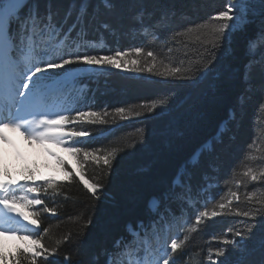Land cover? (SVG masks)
Listing matches in <instances>:
<instances>
[{
	"label": "trees",
	"instance_id": "16d2710c",
	"mask_svg": "<svg viewBox=\"0 0 264 264\" xmlns=\"http://www.w3.org/2000/svg\"><path fill=\"white\" fill-rule=\"evenodd\" d=\"M227 4L228 0H148L146 6L155 14L154 18L161 12L174 13L171 27L179 30L207 21L210 16L226 10ZM250 4L259 13L251 17L254 22L224 43L212 71L199 82L165 79L123 67L85 66L54 76L53 80L66 76L76 79L74 92L64 100L71 115L76 114V109L89 108L101 114L109 113L104 117L107 124L76 123L69 127L92 132L91 137L69 140L72 143L77 139L90 140L86 146L93 151L100 149L101 155L113 149L117 151L116 158L111 161L110 174L103 160L89 159L80 169L65 164L64 170L73 171L74 179L55 181L58 185L55 191L45 182H36L39 191L32 193L31 198H39L43 203L33 207L40 213L35 231L50 249L57 247L56 241L67 238V243H61L57 255L49 260H56L57 264H103L105 250H112L115 241L134 238L131 230L147 231L152 235L159 231L167 239L166 226H176L179 220L184 225L191 209L183 216L169 214L164 217L150 212L149 201L169 186L178 171L187 168L192 173L193 189H200L201 197L205 195L203 187L210 185L217 203L230 198L232 191L238 193L239 199L233 200L231 212L226 209L223 215L206 219V226H197L196 233L189 234L182 225L179 238L189 236V239L174 254L175 264H220L225 257L215 256L218 248H227L225 256L235 261L241 253L232 251V245H223L221 241L226 236L245 243L234 236V230H243L248 235L246 223L257 225L246 241V258L249 264H264V247L261 246L264 222H260L259 216L257 221H247L235 215L237 208L244 211L259 207L248 201L249 195H264V178L252 181L242 175L249 167L254 172L264 168V72H253L251 87L244 76L249 60L248 41L257 35L264 6L260 0H251ZM70 5L71 0H52L57 23L64 20ZM47 7L48 0H39L41 13H45ZM94 8L95 5L89 9L90 14ZM136 10L128 0H120L115 12L96 9L87 24V39L93 43L80 51L104 55L144 46L145 51H155L158 60L165 63L179 66L183 59L184 67L200 66L194 63L197 57L193 53L185 57L184 49L177 51L175 45H169L173 51L168 53L163 39H152L150 31L133 25L131 17ZM74 19L75 15L64 25L65 30ZM104 23L111 27L104 29ZM72 35L75 36V32ZM160 35L170 37V33ZM161 100H166L168 106L158 109L159 114H148L139 107L159 104ZM120 107L131 110L128 119L116 116V109ZM135 111H141V115L136 116ZM194 156L200 158L198 166L191 163ZM81 171L85 179L103 185L98 192L100 199H95L84 188L76 175ZM237 181H241L239 187ZM45 207L54 208L56 215L45 212ZM213 207L214 204L209 205L208 210ZM172 208L179 211L178 202H173ZM88 220L91 223L85 228ZM45 228L49 229L47 235H44ZM15 250L16 247L11 253ZM23 264L30 262L25 260ZM37 264L46 262L43 257H37Z\"/></svg>",
	"mask_w": 264,
	"mask_h": 264
},
{
	"label": "snow or ice",
	"instance_id": "6c2138e0",
	"mask_svg": "<svg viewBox=\"0 0 264 264\" xmlns=\"http://www.w3.org/2000/svg\"><path fill=\"white\" fill-rule=\"evenodd\" d=\"M128 2L137 9L131 17L133 25L150 31L152 39H163L168 53L173 51V47L169 45L177 46V51L181 48L184 49L185 57H189L190 53H193L197 57L194 63L200 66L184 67L183 59L180 60L179 66L165 63L164 60H158L155 51H145L144 46H137L128 51L118 50L114 54L104 55H100L98 52H81L82 47L93 43L87 39V24L91 22L95 10L103 8L105 11L115 12L120 0H71L64 20L60 23L54 19L56 13L52 10V0H48L45 13L40 12L39 0H0V142L8 143L6 132L13 131L30 143H52L65 147L66 151L77 157L81 168H83L84 162L89 159L96 162L103 160L104 165L109 168L110 174L111 161L116 158V149L101 155L100 149L93 151L86 146L91 142L90 140L77 139L76 143L66 142V139L92 136V132L88 129L66 130L68 124H107L108 121L104 117L109 113L101 114L98 111L76 109V115L73 116L71 110L68 109L50 111L48 90L52 85L49 82L53 81L54 76L59 75L56 70L67 71V66L78 63L89 67L98 66L113 69L123 67L128 71L147 72L165 79L199 82L212 71V65L215 64L219 50L223 48L224 43L237 32L244 31L248 23L254 22L249 19L250 5L246 0H228L226 10L210 16L205 22L179 30L171 27L174 13L161 12L158 18H154L155 14L150 12L146 6L148 0H128ZM260 3L264 6V0H260ZM93 5L95 8L90 14L89 9ZM73 15H75V19L65 30L64 25ZM259 24L257 35L248 41L247 46L249 60L245 65L244 76L249 87H251L253 72L256 70L264 72V7L261 8ZM102 26L104 29L111 27L107 23ZM73 32H75V36L72 35ZM161 33H170V37L163 38ZM129 65L133 67H128ZM167 106L168 102L161 100L159 104H142L139 107L142 111L152 114ZM131 114V110L126 111L123 107L116 109V116H119L121 120L128 119ZM134 114L140 116L141 111H135ZM157 114L159 113L157 112ZM221 142L223 141L221 140ZM57 159L61 166L65 167L64 162L59 157ZM191 163L198 166L199 156H194ZM209 167L213 166L209 165ZM76 175L79 176L84 188L95 199H100L98 192L103 185L85 179L83 171ZM242 175L246 179L257 181L264 178V168L254 172L249 167L243 171ZM65 178L74 179L73 171L66 170ZM205 179H207V174ZM191 181V171L187 168L182 169L178 171L169 186L159 196H154L149 201L150 212H155L156 215L162 214L164 217L169 214L183 216L191 209V214L183 225L189 234L196 233L197 226L205 225L206 219L212 220L221 216L226 209L231 212L233 200L239 199L238 193L232 191L230 198L217 203V197L212 195L213 190L210 185L203 187L205 195L201 197L200 189L194 191ZM45 183L53 191L58 187L56 182L51 179ZM240 183L241 181H237V187ZM38 191L39 188L36 186L32 174L25 177V183H21L8 175L7 172L0 170V238L4 240L17 239L21 242L16 246L14 253L6 251V246L0 244V264H23L25 260L30 264H37V257H43L46 264H57L56 260H49V257L57 255L59 246L61 243H67V238L63 241H56L57 247L50 249L42 243L39 232L29 229L27 225L17 219L20 217L38 227L40 213L34 211L33 207L41 205L43 201L39 198L29 197L30 193ZM18 192L23 194L18 196ZM209 197L211 198L209 199ZM201 199H203L202 204L200 203ZM247 199L258 204L259 207L244 211L237 208L235 215L242 216L247 221H257L259 216L260 222H264V195L259 197L249 195ZM173 202H178L179 211L172 208ZM211 204H214L215 207L208 210ZM21 209H28L31 215ZM43 210L56 215L54 208L45 207ZM90 223V220L86 221L84 227H88ZM256 226L255 223H246L245 228L248 235H245L243 230H234V236L245 241L243 244L226 236L222 239L223 245H232V251L239 252L241 255L235 261H231L225 256L228 249L218 248L215 251V256L225 257L220 261V264H249L246 258L248 250L246 241ZM43 231L44 235H47L49 229L45 228ZM188 239L189 236L180 239L177 233L153 247L149 243L138 245L134 240L126 241L121 238L114 242L112 250H105L103 264H175L174 254ZM261 246L264 247V241L261 242Z\"/></svg>",
	"mask_w": 264,
	"mask_h": 264
},
{
	"label": "rangeland",
	"instance_id": "374dc122",
	"mask_svg": "<svg viewBox=\"0 0 264 264\" xmlns=\"http://www.w3.org/2000/svg\"><path fill=\"white\" fill-rule=\"evenodd\" d=\"M250 1L251 0H246V2L250 5L248 9L249 19H251L252 16L259 14L258 12L253 10ZM85 66L86 65L74 63L72 65L67 66L68 69L67 71H65L64 69H60L56 71L58 73L61 72L71 73L74 70ZM93 67H98V66H93ZM72 81H73L72 79L66 80V84L68 85L66 90L70 89V86L72 85ZM72 91H73V85L69 92L71 93ZM58 94L50 95L48 93L49 110L52 112L66 109V107L61 103V101L57 100ZM86 110H92V109L89 108ZM14 111L15 110L13 109V112ZM75 115L76 114H73V116ZM72 125L74 124H68L66 126V130L70 129L69 127H71ZM8 134L9 133L6 132V135ZM8 136H10V134ZM66 142L72 143L69 139H66ZM37 144H31L25 138L15 139L12 136L8 137V143L0 142V170H4L15 180L20 182L23 180L25 183V177L28 176L29 174H32L34 176L36 182H46L49 179L53 181L66 179L64 167L61 166L57 157H59V159L64 162V165L69 164L75 167L76 169H80V163L77 157L73 156L71 153L66 151L65 147L52 143H44V144L37 143ZM29 146H34L36 150L29 151L28 149ZM22 194L23 193L21 192L17 193L18 196ZM31 195L32 193L29 194L30 198L33 197V195L32 196ZM23 210L27 212L28 215H31V212L28 209H23ZM25 225H27L29 229L36 230L37 228V226L32 225L29 221L26 222ZM182 225L183 223L180 220L177 222L176 226L168 224L166 226L168 230V239L172 236H175L181 229ZM131 240H134L135 243L138 245L143 243H149L153 247H156L163 242V239L161 238L159 231L157 232L156 235L155 234L152 235L149 232H143V233L137 232L135 234V237L132 238ZM20 243L21 242L17 239L4 240L3 238H0V244L5 245L6 251L10 253Z\"/></svg>",
	"mask_w": 264,
	"mask_h": 264
},
{
	"label": "bare ground",
	"instance_id": "6f19581e",
	"mask_svg": "<svg viewBox=\"0 0 264 264\" xmlns=\"http://www.w3.org/2000/svg\"><path fill=\"white\" fill-rule=\"evenodd\" d=\"M9 134H10V136H12L13 138H15V139H22L23 137L20 135V134H18V133H16V132H13V131H7ZM8 134V135H9ZM7 135V136H8ZM31 144H37L36 142H31ZM38 145V144H37ZM28 148V147H27ZM39 148V147H38ZM38 148H37V150H38ZM29 151H35L36 149L34 148V146H29ZM19 207V206H18ZM21 210H23V209H21ZM24 211V210H23ZM26 214H27V212H25ZM17 219H19L20 221H21V223L22 224H25L26 222H28V221H24V220H22V218H20V217H17Z\"/></svg>",
	"mask_w": 264,
	"mask_h": 264
}]
</instances>
